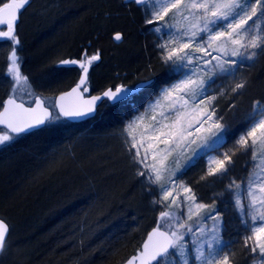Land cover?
<instances>
[{
	"label": "snow or ice",
	"instance_id": "6c2138e0",
	"mask_svg": "<svg viewBox=\"0 0 264 264\" xmlns=\"http://www.w3.org/2000/svg\"><path fill=\"white\" fill-rule=\"evenodd\" d=\"M145 14V23L153 25L156 34L155 49L159 62L167 69V79L157 81L144 77L133 85L121 84L108 88L99 95H91L88 87L89 71L100 59L99 51L89 53L84 48L77 58L61 59L57 67L65 71L79 70V80L70 91L56 102L35 96V106L17 102L15 93L21 85L34 95L28 77L22 72L23 58L17 24L21 11L30 0H0V39L11 41L7 55V74L12 78V92L3 101L0 110V147H9L21 136H36L54 130L65 120L96 118L98 107L128 108L135 115L120 130L129 167L134 171L142 189L153 195V204L164 203L168 208H187L174 215L161 212V219L169 223L166 230L158 224L148 234L143 250L127 264H221V253L231 252L220 236L227 229L214 202H198L191 187L177 184V173L194 166L202 156L215 152L228 143L230 124L218 111L217 96L209 90L217 78L234 80L240 70L252 67L258 55L264 54V0H131ZM170 21H176L171 23ZM6 27V31L3 28ZM114 39H122L116 33ZM199 53V55H198ZM177 77V79H173ZM247 79L235 82L230 91L233 99L243 95ZM88 93L89 95L85 96ZM227 93L221 91L219 95ZM152 97L141 112L138 102ZM72 98L70 104L64 103ZM45 99L49 100L46 104ZM235 111L236 105L227 106ZM245 128L223 158L209 156V168L202 181L209 177H223L229 172L237 152L251 153L252 171L246 180H233L217 197L232 198L231 207L237 214L244 232V246L255 239L250 251L258 252L264 264V103L254 102L251 111L243 117ZM195 145V147H193ZM190 149L186 163L170 159L174 153ZM158 189V193H157ZM177 190L186 195L176 198ZM216 197H214V200ZM195 217V219H194ZM212 221L209 230L205 221ZM10 225L0 218V254L7 252ZM250 233V234H249ZM191 237L187 240L186 237ZM230 256H223L229 264Z\"/></svg>",
	"mask_w": 264,
	"mask_h": 264
},
{
	"label": "trees",
	"instance_id": "16d2710c",
	"mask_svg": "<svg viewBox=\"0 0 264 264\" xmlns=\"http://www.w3.org/2000/svg\"><path fill=\"white\" fill-rule=\"evenodd\" d=\"M32 1L35 3V0ZM73 1L77 5H84L79 9L84 13V18L80 19L77 31L67 40V50L76 52L80 45L89 41L91 47L96 42L101 43L99 45L105 53L104 47L110 42L108 36L98 26L90 32L86 31L84 22L88 19L94 22L98 18L103 22L120 11L109 3L104 4L94 12L97 17L91 19L88 9L84 7L96 0ZM62 2L58 8L51 10L58 12L55 22L62 18L64 12L77 10V7H72L71 0ZM122 22L124 24L118 32L122 33L124 39L128 33H133L134 27L129 20ZM43 28L39 29L42 31ZM127 54V51L124 52V55ZM127 65H110L108 69L110 71L117 66L119 72L141 69L145 75L150 71L143 65L141 68V64L135 67L133 60H128ZM152 72L156 74L157 81L163 80V74L155 66ZM250 72L245 98L250 103L264 102V57ZM52 74L56 78L55 86L61 87L63 74L53 71ZM147 99L142 98L138 107ZM240 113L241 110H238V118ZM132 114L128 108L101 106L95 119L79 123L62 121L52 131L36 136H21L0 154V160L8 163L7 169L2 170L4 173H0V190L4 191L0 200L16 202H8V208H0V212L11 215L7 220L11 227L9 247L6 253L0 255V262L8 254L16 257V264H121L138 251L148 230L149 219L144 213L138 212L134 204H129L125 209L122 203L112 204L111 200H105L108 195H122L124 198L133 194L134 184L124 176L126 172L122 159H118L117 148H113L110 139V135ZM48 160L52 165L47 173H42V165ZM71 170L73 174L69 175ZM75 183L80 186L76 187ZM71 185H75L74 188ZM9 188L10 194H16L15 198H8L10 195H7L6 190ZM93 192L99 195V202L94 201ZM55 206L58 209L55 210ZM34 209L38 210L39 217L30 216ZM20 213H24L22 218L26 220L20 217ZM24 227L29 230L24 231Z\"/></svg>",
	"mask_w": 264,
	"mask_h": 264
},
{
	"label": "rangeland",
	"instance_id": "374dc122",
	"mask_svg": "<svg viewBox=\"0 0 264 264\" xmlns=\"http://www.w3.org/2000/svg\"><path fill=\"white\" fill-rule=\"evenodd\" d=\"M62 1L64 2V0H35L34 3L32 0H30V3L27 5V7H25L20 17V35L18 33L19 25L17 26L16 30L18 33V37L21 40V51L19 52V55L23 58L22 72L28 77L34 95L29 96L27 94L28 87L26 85H21L17 88L15 96L17 99H20L27 104H31L34 96L36 95H40L43 99L50 98L53 102V97L59 91L60 87L55 86L56 78L53 77L52 74V65L55 62L57 63L61 59L71 58L75 54V52H69V49L67 50L65 45L67 44V40L71 37V35L75 33V31H77V26L80 22V19L83 20L84 18V13L79 10L80 7L84 5H80L78 3V6L77 3H73L75 1L71 0L72 7H77V10L73 12L70 10L66 13L64 12L62 18L59 19V21L57 20L55 22L56 19L54 18L57 16L58 12L51 10H55V8H58ZM85 1L86 0H84V2ZM108 3L109 5H113L114 8L116 7L120 11V13L116 14L109 20L105 19L103 22L100 21L101 18H98L94 22H91V20L89 19L84 22L87 28L86 31L90 32L92 31L93 27L95 28L96 26H98L104 31V35L108 36V40L110 41L107 44V47L105 46L106 42L103 44V46H105V53L99 45L101 43L98 44L96 42L94 44L95 49L96 47H100L98 50L101 56V60L98 64H96L89 75V89L103 91L108 88L119 86L121 84L133 85L139 82L144 78L145 73V71L141 69H137L134 72L131 71V67H128V69H131V72H119V66L110 71L108 69L110 65L113 67L120 64L128 66V60H133L135 67L141 64V68L145 66L146 69H149L150 71H152L153 67L155 66V68L159 69L163 76L167 78V69L161 65L156 54V49L154 46L156 42V34L151 32V28L153 27V25H147L145 23V14L140 7L136 6L134 3L125 4L123 3V0H96L95 3L87 4V6L84 8L88 9L87 13H89L91 19H95L97 15H94V12L99 9V6ZM125 20H129V22H131L132 26L134 27V31L133 33H128L126 38L121 39L118 42V45V43L114 41V36L116 33H120L118 32V30H120V27L122 26V21ZM116 21L121 22L116 23ZM170 22L175 23L176 21ZM47 24L48 26L52 25L51 31V28L45 26ZM43 26L44 28L41 31L40 29ZM2 40L3 39H0V41ZM3 42L4 43L0 45V107L3 102V98L13 95L12 85L14 83L12 78L7 74V55L11 51V41L4 40ZM83 45H89V41L85 42ZM126 51L128 54L124 55V52ZM263 57L264 54L258 55L253 66L250 68L246 67L240 70V73L235 80L232 77H229L228 79H215V82L212 84V88L209 90L208 94L211 96H217V100L215 101V103L218 106V111H220L222 115L226 116L231 126L228 143L224 147L219 149V155L215 152H210L209 155L197 158L193 162L194 166L188 167L184 171L183 175L177 173L176 177H174L177 184L183 183L193 189V192L198 198V202L205 203L207 205H211L214 202L216 203V207L219 210L220 214L223 216V220L227 225V229L225 231H221L220 236L226 244H230L231 246V252L221 253V264H223V256L225 254H228L230 256L229 264H262V258L260 257L258 252L254 254L250 251L251 246L255 243V239L253 238L252 241H249L248 248L244 246V232L239 223L237 214L231 207L232 198L229 196L217 197V194L223 192L226 189V186L229 185L233 180H236L238 183L242 180H246L249 172L253 170L251 153L249 152L245 154L243 152H237L233 157V163L228 165L229 172L226 176L209 177L207 181H202L200 178L201 176H204L208 171L209 156H217L218 159L223 158V154L233 147L235 140L239 138L241 131L245 128L243 117L249 111H251L254 102L250 103L249 99L247 100V98H245L246 95L244 93H246V89L244 90L243 95L236 96L234 99L230 89L231 87H234L235 82L240 79L249 80L248 77L251 73L250 71L257 63H259L260 60H262ZM59 69L63 70L62 68ZM173 79H177V77H173ZM221 91H225L227 94L221 96L219 95ZM151 98L152 97H148L146 102L141 107H139L141 112L144 110V106ZM48 102L49 100L45 99V103L47 104ZM230 102L236 105L235 111H230L227 107ZM260 102L264 103L262 101ZM244 103H246V106ZM238 110H241L239 118L236 115ZM133 115H135V113L126 118L123 121L122 125H120V127H118L117 130L114 131V134L110 135V139L111 141H113V148H117V157L118 159H122V164L124 166L123 169H125L126 172L124 176L132 181V184H134L133 194H130L127 197L124 196V198H122V195H108L105 196V200H111L110 202L112 204L122 203L125 206V209L129 207V204H134L138 207V212L144 213V215H146L145 217L149 219V225L146 227V230L151 226H158V224L166 230L168 228V224L174 223L175 221L171 220L166 222L164 219H161V212L171 211L174 215H179L180 212H183L185 213V215L182 217V219L186 220L187 208H177L175 205H172L171 208H168L167 204L171 203V198L167 202L153 204L152 200L154 196L149 195L142 189V185L140 182H138V178L135 176L134 171L129 167L120 130L124 127V124L132 118ZM193 147H195V145H193ZM6 148L8 147H0V154L5 151ZM101 155L103 156V154ZM189 155L190 149L184 152L183 155H181L179 152L174 153L173 156L170 157V159L174 161L171 167L175 168L177 166V163H179L180 165H184L186 163L185 158ZM48 162H50V160H48ZM48 162L42 165L41 169L44 170L42 171V173H47V171L50 169L52 162ZM260 163L264 164V157L260 158ZM6 166H8V163L4 160H0L1 174L4 169H7ZM120 169H122V166L120 167ZM72 174L73 170L69 172V175ZM79 183H75L76 187L80 186ZM71 186L72 188H74L75 185ZM9 190L10 188L6 190L8 191L6 192L7 195H10L8 198H15L16 194L12 193L11 191L10 194ZM177 191L179 192V195H177L176 198L178 200H183V197L186 194L183 193L182 190ZM93 193L94 201L99 202V195L96 192ZM3 194L4 191L3 189H1L0 197H2ZM6 197L7 196H5L4 198ZM214 197H216L215 200ZM66 200L67 198H65V201ZM10 201V199L0 200V208H8L7 205L9 203L16 204V202L13 203ZM32 204H34V202ZM97 207L101 208L100 205ZM54 209L56 210L58 209V207L55 206ZM23 215L24 213H20L21 218ZM30 216H32V218H36V216L39 217L40 214L37 209H34L30 212ZM0 217L2 216L0 215ZM22 219H24V217ZM205 223L210 230L212 221L209 219L206 220ZM23 230L27 231L29 229H25L24 227ZM186 239L190 241L191 237H186ZM18 255H20V249ZM2 261L3 262H0V264H16L17 259L16 257H10L8 254H6L4 260Z\"/></svg>",
	"mask_w": 264,
	"mask_h": 264
},
{
	"label": "flooded vegetation",
	"instance_id": "af4514ba",
	"mask_svg": "<svg viewBox=\"0 0 264 264\" xmlns=\"http://www.w3.org/2000/svg\"><path fill=\"white\" fill-rule=\"evenodd\" d=\"M5 2H7V1H5ZM132 3V2H131ZM135 4V3H134ZM26 7H27V5H26ZM25 9V8H24ZM24 9L21 11V14H20V17H21V15H22V12L24 11ZM20 17H19V20H18V24H17V26L19 25V29H18V33H19V35H20ZM3 30H7L6 29V27H4L3 28ZM4 40H2V41H0V45H2L4 42H3ZM114 41L116 42V43H118V41L117 40H115L114 39ZM89 45H80L79 46V48H78V50L75 52V54H74V56L73 57H71V58H77V57H79L80 56V54H81V52H82V50L84 49V48H86V47H88ZM97 49L98 48H96L95 49V47L93 46V47H90L89 48V53L90 54H94L95 52H97ZM64 59H66V58H64ZM100 60H101V56H100V59L97 61V62H95V64H94V66L90 69V71H89V75H90V73H91V71H92V69L96 66V64H98L99 62H100ZM57 63L55 62L54 63V65H53V67H52V71L53 72H56L57 74L58 73H62L63 74V76L62 77H64V82H63V85L60 87V89H59V91L57 92V93H59V92H61V91H63V90H67L68 88H70L72 85H74L75 83H76V81H77V79H78V77H79V70L77 69V70H75V71H64V70H60L57 66ZM3 67V66H2ZM3 69V68H2ZM64 73H66V74H64ZM69 75H68V74ZM66 77V78H65ZM88 83H89V80H88ZM112 88H114V87H112ZM104 91V90H103ZM103 91H97V90H91L90 89V94H96V93H102ZM56 93V94H57ZM56 94H55V96H56ZM86 95H89L88 93H86L85 94V96ZM55 96L53 97V99H55ZM53 102H54V100H53Z\"/></svg>",
	"mask_w": 264,
	"mask_h": 264
},
{
	"label": "water",
	"instance_id": "95a60500",
	"mask_svg": "<svg viewBox=\"0 0 264 264\" xmlns=\"http://www.w3.org/2000/svg\"><path fill=\"white\" fill-rule=\"evenodd\" d=\"M125 2H126V3H127V2H131V0H125ZM135 5H136V4H135ZM136 6H137V5H136ZM118 42H119V41H118ZM78 80H79V77H78L76 83L78 82ZM76 83H75V84H76ZM75 84L72 85V86H71L70 88H68L67 90H63V91L57 93L56 96H55L54 102H56V98H58L61 94H63L64 92L70 91L71 88L75 86ZM114 88H115V87H114ZM114 88H112V89L114 90ZM99 94H101V93H96V94H91V95H99ZM36 96L41 97L40 95H36ZM86 96H87V95H86ZM8 97H9V96H6V97L4 98L3 101L7 100ZM41 98H42V97H41ZM17 102L19 103V102H21V101L17 99ZM72 102H73L72 98H67V99L64 101V103H66V104H70V103H72ZM2 104H3V102H2ZM2 104H1L0 110H2ZM24 104H25L26 107H27L28 105H32V106L34 107V106H35V97L33 98V101H32L31 104H26V103H24ZM95 115H96V114H95ZM87 119H90V118H87V117H86V118H83V119H80V120H67V121L77 123V122H81V121H84V120H87ZM0 127H2V126H0ZM156 227H157V226H152V227H150V228L148 229V231L146 232V234H145V236H144V238H143V240H142V242H141V244H140L139 250H138L136 253L130 255L129 257H127V258H126L121 264H127V261H128L129 259H131L132 257L136 256L137 253H138L139 251H142V250H143V244L147 241L148 234L153 230V228H156ZM161 230H165V229H162V228H161ZM0 255H1V254H0ZM135 264H139V261H136Z\"/></svg>",
	"mask_w": 264,
	"mask_h": 264
},
{
	"label": "bare ground",
	"instance_id": "6f19581e",
	"mask_svg": "<svg viewBox=\"0 0 264 264\" xmlns=\"http://www.w3.org/2000/svg\"><path fill=\"white\" fill-rule=\"evenodd\" d=\"M123 3H125V4H129V3H131V2H127V3H126L125 0H123ZM121 35H122V34H121ZM24 39H25V38H24ZM119 41H120V40H119ZM96 48L99 49V47H96ZM98 49H97V50H98ZM98 51H99V50H98ZM53 65H54V64H53ZM53 65H52V66H53ZM158 71H159V69H158ZM160 72H161V71H160ZM149 76L152 77V78L155 79V80L157 79L156 74L153 73L152 71H149L148 74H146V75L144 74V77H149ZM163 79H167V78L164 76ZM3 100H4V98H3ZM19 100H20V99H19ZM90 119H91V118H90ZM87 120H89V119H87ZM84 121H85V120H84ZM81 122H82V121H81ZM71 123H75V122H71ZM77 123H79V122H77ZM4 211H5V210H4ZM0 215L2 216V217H0V218H3V219L9 224V222H8V221H9V217H8L9 215H8L7 213H5V212H0ZM7 220H8V221H7ZM9 225H10V224H9ZM10 229H11V227H10ZM147 231H148V230H147ZM147 231H146V232H147ZM145 234H146V233H145ZM144 236H145V235H144Z\"/></svg>",
	"mask_w": 264,
	"mask_h": 264
}]
</instances>
